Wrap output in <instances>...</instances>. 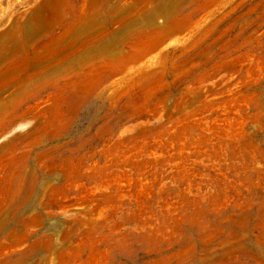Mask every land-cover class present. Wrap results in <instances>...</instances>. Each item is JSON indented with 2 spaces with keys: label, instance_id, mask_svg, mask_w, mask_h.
Wrapping results in <instances>:
<instances>
[{
  "label": "rangeland",
  "instance_id": "374dc122",
  "mask_svg": "<svg viewBox=\"0 0 264 264\" xmlns=\"http://www.w3.org/2000/svg\"><path fill=\"white\" fill-rule=\"evenodd\" d=\"M0 264H264V0H0Z\"/></svg>",
  "mask_w": 264,
  "mask_h": 264
}]
</instances>
